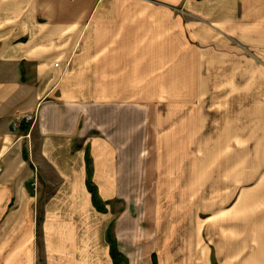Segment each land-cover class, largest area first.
<instances>
[{
  "label": "crops",
  "instance_id": "crops-1",
  "mask_svg": "<svg viewBox=\"0 0 264 264\" xmlns=\"http://www.w3.org/2000/svg\"><path fill=\"white\" fill-rule=\"evenodd\" d=\"M260 79L264 0H0V264H114L112 222L125 264H264V200L222 254L215 217L158 194L200 135L195 101ZM257 105L241 104L238 142L248 118L264 133Z\"/></svg>",
  "mask_w": 264,
  "mask_h": 264
},
{
  "label": "rangeland",
  "instance_id": "rangeland-1",
  "mask_svg": "<svg viewBox=\"0 0 264 264\" xmlns=\"http://www.w3.org/2000/svg\"><path fill=\"white\" fill-rule=\"evenodd\" d=\"M241 83L250 94H241ZM212 84L214 94L195 101L202 115L200 135L193 143L192 135L184 130L185 142L178 145V161L169 160V164L176 165L165 177L167 190L158 194H164L163 199L192 200L199 204L202 219L215 217L211 235L223 254L226 233L232 231L234 238H240L243 233L256 232L259 204L264 200V133L257 138L251 132V124L256 123L250 118L248 143L238 142L235 130L241 122L242 103L249 109L264 104V95L252 94L264 87V80H219ZM255 240L250 248H254Z\"/></svg>",
  "mask_w": 264,
  "mask_h": 264
},
{
  "label": "trees",
  "instance_id": "trees-1",
  "mask_svg": "<svg viewBox=\"0 0 264 264\" xmlns=\"http://www.w3.org/2000/svg\"><path fill=\"white\" fill-rule=\"evenodd\" d=\"M86 169H87L86 185L89 192L91 193L92 202L96 207V209H98L99 211H105L104 202L99 196L97 188L92 181L93 166H92V159L88 151L86 152ZM112 230H113V222L110 224L107 234L108 240L110 242V254L114 260V264H125L127 260L124 257H122L118 252L116 240L112 234ZM119 258L121 259L119 260ZM154 263H155V259H154Z\"/></svg>",
  "mask_w": 264,
  "mask_h": 264
},
{
  "label": "built area",
  "instance_id": "built-area-1",
  "mask_svg": "<svg viewBox=\"0 0 264 264\" xmlns=\"http://www.w3.org/2000/svg\"><path fill=\"white\" fill-rule=\"evenodd\" d=\"M33 119V117L32 116H27V117H25V120L26 121H31ZM33 188L35 189L36 188V180L33 182Z\"/></svg>",
  "mask_w": 264,
  "mask_h": 264
}]
</instances>
